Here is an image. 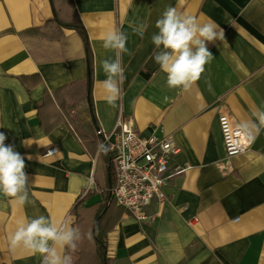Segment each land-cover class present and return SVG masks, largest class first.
Wrapping results in <instances>:
<instances>
[{
	"label": "crops",
	"instance_id": "0c3cea01",
	"mask_svg": "<svg viewBox=\"0 0 264 264\" xmlns=\"http://www.w3.org/2000/svg\"><path fill=\"white\" fill-rule=\"evenodd\" d=\"M55 6L89 35L100 131L90 113L81 35L49 22L50 0H0V132L25 158L30 178L29 203L0 194V264H41L22 246L11 250L9 234L40 215L73 225L79 201L86 209L73 264H101L91 217L109 187L97 146L119 117L142 133L156 128L173 136L179 147L173 164L189 169L171 180L166 201L147 209L148 219L136 220L117 203L109 211L103 233L112 264H264V129L248 152L227 159L219 124L221 113L240 125L264 110V0H57ZM169 6L224 30V41L207 43L214 58L187 91L169 88L153 59L155 22ZM130 23L146 25L143 38ZM35 28L38 34L22 33ZM112 29L128 36L121 54L126 79L115 105L98 83L105 79L100 62L115 59L102 47ZM52 147L57 152L48 154Z\"/></svg>",
	"mask_w": 264,
	"mask_h": 264
},
{
	"label": "clouds",
	"instance_id": "9594fccd",
	"mask_svg": "<svg viewBox=\"0 0 264 264\" xmlns=\"http://www.w3.org/2000/svg\"><path fill=\"white\" fill-rule=\"evenodd\" d=\"M133 33L144 36L146 25L130 23ZM158 32L151 37L155 45L153 59L167 75L169 88L187 91L200 80L205 66L214 58L207 47L208 42L224 41V30L214 23H201L190 14L176 7H167L155 22ZM128 36L120 29L109 30L102 37V47L115 52V59H103L100 64L105 79L99 81L103 98L109 105H115L121 95V86L126 79L121 54L127 52ZM96 82H94V87ZM211 89V86L209 85ZM167 102L168 97L164 98ZM255 118L242 121L239 125L250 140L264 129V110L252 113ZM6 135L0 132V194L9 197L20 206L29 203L30 178L25 168V158L13 145H6ZM123 139L122 143L127 144ZM98 151L107 153L110 147L100 143ZM31 159V157H28ZM92 186L89 180V187ZM91 233H89V236ZM81 240L80 229L69 219L56 220L40 215L18 223L9 234L11 250L23 247L41 257V264H73V255Z\"/></svg>",
	"mask_w": 264,
	"mask_h": 264
},
{
	"label": "built area",
	"instance_id": "2783aa9c",
	"mask_svg": "<svg viewBox=\"0 0 264 264\" xmlns=\"http://www.w3.org/2000/svg\"><path fill=\"white\" fill-rule=\"evenodd\" d=\"M219 124L227 159L250 150V139L228 113L219 115ZM123 139L128 140L126 145ZM103 144L110 147L115 174L111 194L118 206L140 222L148 219L147 209L154 202L166 201L171 180L189 169V166L173 164V156L179 152L173 136L159 135L156 128L142 133L131 119L119 117ZM56 152L57 148L52 147L48 154Z\"/></svg>",
	"mask_w": 264,
	"mask_h": 264
},
{
	"label": "trees",
	"instance_id": "16d2710c",
	"mask_svg": "<svg viewBox=\"0 0 264 264\" xmlns=\"http://www.w3.org/2000/svg\"><path fill=\"white\" fill-rule=\"evenodd\" d=\"M50 1L53 7V17L49 20V22H55L59 27L75 29L82 37L86 51V57H87V92H88L90 113L94 125L96 126L97 129H100L99 121L95 112L94 100H93L94 55L91 49L89 35L87 33L85 26L80 20H75V21L63 20L56 10L55 5L57 0H50ZM22 33L38 34L39 29L35 28ZM100 138L103 140V134L100 135ZM103 157L105 159L107 166V181H108L109 189L105 192V200L97 204V207L99 206V208L97 209L96 213L91 217V220L93 222L94 235L97 243V248L99 250V257L101 260V264H112L113 261L108 259L105 255L107 250V240H106V233H103V230L107 225L108 219L111 218V217L109 218V211L114 206H116L115 198L113 197L110 191V189L115 185V174H114V168L112 165V159L109 154V151L107 153L103 152ZM83 209L85 210L86 208H82L81 201L77 202L74 208L72 209L71 215L74 216L73 226L79 227L80 223L82 222Z\"/></svg>",
	"mask_w": 264,
	"mask_h": 264
},
{
	"label": "water",
	"instance_id": "95a60500",
	"mask_svg": "<svg viewBox=\"0 0 264 264\" xmlns=\"http://www.w3.org/2000/svg\"><path fill=\"white\" fill-rule=\"evenodd\" d=\"M98 130V132L100 131V129H97Z\"/></svg>",
	"mask_w": 264,
	"mask_h": 264
}]
</instances>
